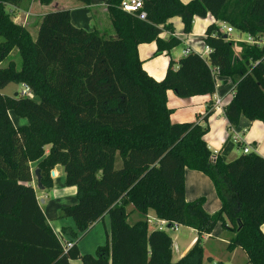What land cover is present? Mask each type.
<instances>
[{
	"label": "trees",
	"instance_id": "trees-1",
	"mask_svg": "<svg viewBox=\"0 0 264 264\" xmlns=\"http://www.w3.org/2000/svg\"><path fill=\"white\" fill-rule=\"evenodd\" d=\"M30 2L0 0V90L23 84L35 95L0 92V264H213L204 261L202 235L218 224L232 235L229 251L240 247L248 263L264 264V157L242 153L228 161L235 147L230 138L213 161L205 139L211 105L203 124L173 123L167 105L168 90L181 98L213 95L217 67L236 83L225 108L229 126L237 128L241 117L264 123V46L236 42L223 28L264 34V0H143L144 20L123 11L122 0H107L113 35L76 27L70 10L58 9L42 16L36 40L7 10L27 9ZM209 14L216 22L205 31L207 57L192 52L178 68L171 61L161 81L144 70L140 44L156 42V55L170 54L182 42L161 37L163 30L174 32L168 21L180 17L189 34L194 18ZM10 111L27 123L16 126ZM37 161L45 189L53 188L51 173L59 165L65 184L77 189L78 202L59 213L75 223L61 229L74 242L67 251L32 185L30 164ZM186 168L211 179L222 204L217 212L205 210L204 197L186 201ZM134 211L139 219L132 223ZM151 211L169 225L197 231L178 261L171 234L150 230ZM105 214L111 222L107 244L81 254L77 240Z\"/></svg>",
	"mask_w": 264,
	"mask_h": 264
},
{
	"label": "crops",
	"instance_id": "crops-1",
	"mask_svg": "<svg viewBox=\"0 0 264 264\" xmlns=\"http://www.w3.org/2000/svg\"><path fill=\"white\" fill-rule=\"evenodd\" d=\"M37 1L38 0H32L30 4L27 5L29 6L27 10L16 7H9V8L11 12H14L16 10V12H18V16H22L24 13L25 21H27V19L30 16H34L36 18L34 20V23L36 24L37 27L39 26L38 24H40L42 16L46 14V11L44 10L45 7H50V10L52 11H55L56 9L59 8L58 4L55 3V0H53V2L49 5H43L39 1L38 2ZM35 6L37 7V10L41 9L40 13L33 10ZM70 12H71L72 23L76 27L84 28L88 31L95 30L92 27L88 28L89 21L93 20L94 18H99V17L106 19L109 18L111 22V18L108 11L107 0H91L90 5H84L78 2V4H76L73 7V9H70ZM175 18L176 17H173L168 21V24L172 26L174 32H171L169 30H163V32L161 33V37L164 39H168L170 35H174L178 37L181 40V42L184 44L183 46L184 49L186 47H189L196 52H204L205 44L203 39L205 37V31L209 24L216 22L214 17L211 16L210 14L207 15L206 18L195 17L193 21L192 31L189 34H185L183 32V28H184L183 22H180L177 25V22H174ZM179 19L180 21H182L181 18ZM16 23L19 22L16 21ZM111 31L112 30H110L109 32ZM235 34L237 33L235 32L234 35H232L231 37L232 38L238 37L235 36ZM184 49L181 50V56L179 55L178 57H175L176 47L170 51V54L162 53L156 55L155 52L157 50V44L156 42H150V43L140 44L138 47V53L142 61V66L144 70L157 81H161L166 76L167 69L171 61L174 64V67L178 68L179 60L185 56L183 54ZM221 78H222L221 84L213 95H197L190 98H181L178 97L173 90L167 91V99H168L167 105L173 111L171 114V121L173 123H184V122H194V121L201 122L202 118L209 111L211 105L212 107L211 109L213 110V113L208 120L209 132L206 134L205 139L207 141L210 150L213 153L217 152V154H219L226 141L233 136V132L231 130L232 128H230L228 120L226 119L225 115L221 112H215L213 109L214 95L217 93L220 96H224V97L226 96L225 100H227L230 96L228 97V95L226 94L230 92V90H232V87L235 84L230 79H225L223 77ZM229 85L231 87L227 89ZM220 90L222 92V95L220 94ZM247 121H248L247 118L241 117L239 126L236 129V131L241 133L246 144L251 147L252 152H255L264 157V138H261L260 142L258 143V144L261 143L259 146L250 143V141L246 136L250 128V126L247 124ZM248 122L251 124L252 127L253 123H255L256 121H248ZM26 123L27 122L25 123L22 122L21 125H25ZM251 140L254 141L255 138L252 137ZM235 147H238L240 151L243 153V149H242L243 146L241 147L240 145H238ZM238 156L239 155L233 156L231 152L227 159L228 161H231L237 158ZM37 165H38V161L32 162L30 164L33 174L34 171L36 170ZM53 171H54V175L52 176L53 188L51 189L39 188L38 182L35 179L34 175H33L32 185L36 191L37 197L40 201V205L44 211V214L50 226L57 234V231L61 232L62 227L65 226L71 228L75 227V223L73 219L71 218L60 219L59 213L62 208L66 206L74 205L78 202V200H77L76 187L74 186L68 187L65 184L66 176H65L64 167L60 165L56 166ZM56 178L59 179L58 183L55 182ZM201 197L205 198L204 208L210 214L217 212L222 206L211 179L200 171L186 168L185 170L186 201L189 202L194 201ZM132 209H133L132 206L129 207V210ZM149 216L153 220L157 219L153 211L149 213ZM138 219H139L138 213L136 211L132 212L129 217V221L133 223ZM149 227L150 230H153V228L155 227V221L149 223ZM183 227H185L189 231L190 237L187 241H185L181 245L177 242L175 243L176 253L175 254L173 253V261H178L180 258H182L194 245V243L198 238L197 231L190 227L180 225L178 227V230H181ZM110 230H111L110 217L108 214H105L100 219H98L84 234H82L79 240H77L78 241L77 245L80 249L81 254H86V253L95 254L98 247L107 244L110 236ZM214 231L211 234L202 235L203 242L210 241L214 237L213 235L218 237L219 233L220 234L224 233L222 229L216 230L215 232ZM262 231L264 233V224L262 226ZM231 236H232L231 233H227V234L224 233L223 237L221 236L218 240L221 244H217V243L212 244L214 247H216V250L213 253L218 255V257L215 258L210 255L208 257L209 262H212L213 264H250L248 263L247 254L242 248L237 247L233 251H229L227 249V245L229 243V239ZM63 239L64 241H71L69 237L64 235H63ZM70 264H83V262L80 259H72L70 260Z\"/></svg>",
	"mask_w": 264,
	"mask_h": 264
},
{
	"label": "rangeland",
	"instance_id": "rangeland-1",
	"mask_svg": "<svg viewBox=\"0 0 264 264\" xmlns=\"http://www.w3.org/2000/svg\"><path fill=\"white\" fill-rule=\"evenodd\" d=\"M32 1V0H30ZM183 3H188L190 0H182ZM38 2V1H37ZM36 2V3H37ZM55 3L58 4V9H73V7L78 4V1L77 0H55ZM29 4H26V7L27 9L29 8V6H27ZM26 9V10H27ZM56 9V10H58ZM7 10L10 11V8L8 7ZM34 11H37V12H41V9L37 10V7L35 6L33 8ZM46 11V13L48 12H51L52 10H50V7H45L44 9ZM55 10V11H56ZM43 11V9H42ZM11 17L12 19L19 23H23L22 25H25V27L30 31L31 33V36H32V39L33 40H36L37 36H38V29H39V26L36 27V24L34 23V20L36 19L34 16H30L27 21H25V14L23 13L22 16H18V12H16V10L14 12L11 13ZM180 17H176L174 19V22H177V25L182 22L180 21L179 19ZM22 19V20H21ZM109 19V18H108ZM108 19L106 18H94L93 20H90L89 21V27L88 28H93V29H99V30H102L104 33H106L107 37L108 35H113V28H112V25H111V22H110V19L108 21ZM38 20V19H37ZM40 20V18H39ZM38 20V21H39ZM173 20V19H172ZM15 21V22H16ZM94 21V22H93ZM93 22V23H92ZM39 25V24H38ZM94 25V26H92ZM227 26H230V25H227ZM177 27V26H176ZM110 30H112L111 32H109ZM106 31V32H105ZM236 32V30H235ZM234 32V33H235ZM237 33V32H236ZM234 35V34H233ZM264 36V34H261ZM235 36H238V37H241L243 39L246 38V36L244 34H235ZM232 38V37H231ZM234 38V37H233ZM2 40V38L0 37V41ZM184 44H180L179 46L176 47V50H175V57H178L179 55L181 56V50L184 49L183 48ZM240 48L238 46H236V50H239ZM16 53V50L13 51L12 55H15ZM231 86L229 85L227 89H229ZM24 90H25V87L23 84H15V83H10L8 84L6 87L2 88L0 90V92L2 94H5V95H18V94H21V95H24ZM220 94L222 95V92L220 90ZM35 97V95L33 96V98ZM233 97H229L226 101H225V104H228L231 100H232ZM10 115L13 119V122L15 123L16 126H20L23 123L27 122L26 119L24 118H19L18 116H16L14 114V112L10 111ZM249 121V120H248ZM247 121V124L250 126L249 128V132L247 133V138L248 140L250 141V143H253L254 145H260L258 144L261 140V138H264V123L263 122H260V121H256L255 123H253V126L251 127V124ZM238 128V127H237ZM237 128H232V130H236ZM234 135V134H233ZM252 137L255 138V140H251ZM235 146H238V145H235ZM49 146L46 147V152L49 150ZM242 152L240 151V149L238 147H234V150L232 151V155L233 156H237V155H240ZM35 179L37 180L36 178V175L33 174ZM56 183L59 182V179L56 178ZM40 192V191H39ZM222 229L224 231L225 234L229 233L228 231H225L221 224H219L218 226L215 227V231L216 230H220ZM213 230V231H214ZM172 238H173V253L175 254L176 253V248H175V243H179L180 245L183 244L185 241H187L190 237V233L189 231L183 227L181 230H167ZM214 231V232H215ZM224 233L222 234H218L219 236L216 237L215 235H213L214 237L208 241V242H203L202 240V245H203V248H204V261L207 263L208 262V257L211 255L213 257H218V255L214 254L213 252L216 250V247H214L212 244L213 243H217V244H221L218 240L219 238L223 235ZM213 246V247H212ZM218 259V258H217ZM221 259V258H220Z\"/></svg>",
	"mask_w": 264,
	"mask_h": 264
},
{
	"label": "built area",
	"instance_id": "built-area-1",
	"mask_svg": "<svg viewBox=\"0 0 264 264\" xmlns=\"http://www.w3.org/2000/svg\"><path fill=\"white\" fill-rule=\"evenodd\" d=\"M121 9L127 13H131V14H135L137 15L140 19H145L146 18V11L144 10V2L143 0H122L121 5H120ZM224 28V32L230 36L234 34L235 29L231 26H227V25H223ZM246 36L245 39L241 38V37H236V38H231L232 40L236 41V42H244L246 44L249 45H256L259 47L264 46V36L260 35L258 37L252 36L250 34H244ZM192 52H196L194 51L192 48L186 47L183 50V54L185 56L189 55ZM211 52V48L207 45H205L204 48V52H196L199 53L201 56L203 57H207L209 55V53ZM212 73L213 76L215 78L216 81V90L217 88L220 86L222 78L219 74V69L217 67H213L212 68ZM25 90H24V95L28 96L30 98H33L34 94L31 91V89L24 85ZM235 89H236V83L234 84V86L232 87V90H230V92H228L226 95H228V97H234L235 94ZM226 97V96H225ZM225 97L224 96H220L217 93L214 95L213 101V109L215 112H221L225 115V108L227 106V104H225ZM230 128H233L230 126ZM232 130V129H231ZM233 132V136L231 137L233 143L235 145H240L243 149V153L245 154H249L252 153V149L250 146H248L244 140V138L242 137L241 133H239L236 130H232ZM217 152H214L212 155V159L213 161L216 160L217 157ZM155 221V229H159V230H177L179 225L177 223H174L173 225H169V222L166 220H162V219H151V217L149 218L148 222L152 223ZM57 235L60 238V240L62 241L63 247L65 249V251H67L68 249H70L71 247H73L74 242L73 241H64L63 239V234L59 231H57Z\"/></svg>",
	"mask_w": 264,
	"mask_h": 264
},
{
	"label": "water",
	"instance_id": "water-1",
	"mask_svg": "<svg viewBox=\"0 0 264 264\" xmlns=\"http://www.w3.org/2000/svg\"><path fill=\"white\" fill-rule=\"evenodd\" d=\"M225 36L227 37V34H225ZM34 174L36 175L37 178V182H38V187L44 189L43 185L41 184V175H40V170L36 169ZM51 175H54V171H52ZM43 201V200H42Z\"/></svg>",
	"mask_w": 264,
	"mask_h": 264
}]
</instances>
